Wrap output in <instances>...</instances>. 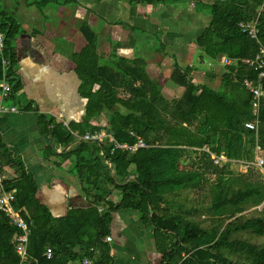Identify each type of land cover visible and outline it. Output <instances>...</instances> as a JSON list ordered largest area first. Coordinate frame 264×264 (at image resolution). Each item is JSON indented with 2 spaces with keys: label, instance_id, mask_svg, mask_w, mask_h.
<instances>
[{
  "label": "trees",
  "instance_id": "trees-1",
  "mask_svg": "<svg viewBox=\"0 0 264 264\" xmlns=\"http://www.w3.org/2000/svg\"><path fill=\"white\" fill-rule=\"evenodd\" d=\"M77 1L34 0L33 4L41 10ZM118 1L128 5L181 4L192 5L196 11L208 9L211 21L194 41L199 56L214 62L225 58L230 64L224 66L217 90L195 82L193 67L174 64L168 80L182 92L169 99L156 82L146 77L143 60L115 56L103 62L97 51L98 35L83 24L80 32L86 46L71 55L80 82L78 93L86 100L82 121L66 128L61 123L46 122L43 115L37 118L41 134L51 138L50 145L68 147L76 142L58 156L71 164L70 172L80 183L86 205L69 208L63 217H53L38 199L33 176L20 159L12 158L0 137V171L5 165L15 170V177L5 179L3 187L6 191L15 190L13 206L29 224L28 263L74 264L95 258L97 264H114L106 241L112 215L119 210H132L145 227L152 228L159 264H264V247L232 238L239 233L264 236V216L243 217L244 205L257 207L264 202V183L251 178L248 173L252 167L242 173L246 176L241 188L232 189L231 185L240 181L242 175L233 180L225 178L231 172V163L253 161L256 143L264 150V99L260 101L255 136L244 127L254 114L251 96L243 84L258 76L247 62L255 58L260 45L264 47V0ZM257 15V40H252L241 32L239 24L251 22ZM115 24L124 25L121 21ZM20 32V24L13 16L6 10L0 12V85L3 57L9 61L10 98L20 87L14 75V41ZM137 82L140 85H135ZM103 116L105 126L100 124ZM98 132L116 143L129 145L136 142L129 134L133 132L146 148L131 152L115 149L107 138L101 143L79 140V136ZM45 152L54 155L51 146L45 147ZM186 153L195 159L189 168L183 161L181 166ZM211 155L223 157L225 162L214 164ZM212 175V199L206 211L211 220L203 226L195 220L198 208H187L182 198L185 190L202 189L205 178ZM130 176L133 178L124 181ZM103 182L119 193L118 204L90 195ZM17 232L0 213V264L19 263L11 243ZM47 248L52 251L50 259L44 255Z\"/></svg>",
  "mask_w": 264,
  "mask_h": 264
},
{
  "label": "crops",
  "instance_id": "crops-1",
  "mask_svg": "<svg viewBox=\"0 0 264 264\" xmlns=\"http://www.w3.org/2000/svg\"><path fill=\"white\" fill-rule=\"evenodd\" d=\"M33 2L17 0L18 9L14 13V2L0 0V12L6 10L21 29L14 41V75L20 87L13 98H0V137L12 158L20 159L26 171L33 176L40 202L53 217L59 218L69 208L84 207L87 203L78 179L70 172L71 164L69 161L62 162L58 156L73 148L76 142L68 147L50 145L51 138L41 134L37 117L43 115L46 122L51 120L66 128L70 123L82 121L86 100L78 93L80 82L71 55L86 46L80 32L83 24L98 35L97 51L103 62L115 56L130 61L143 60L146 77L160 86L166 98L175 91L168 80L174 64L181 68L193 67L194 81L201 84L202 77L215 78L218 75L214 67L219 61L200 58V51L194 43L211 21L208 9L196 12L181 4L128 5L118 0H78L77 3L39 10ZM117 21L124 25L115 24ZM100 22H104L100 28L102 33L106 32L104 41L102 33L99 36L96 30ZM137 31L151 34L150 41ZM157 35L160 36L159 42L155 39ZM191 55H194L193 61L189 60ZM223 59L221 62L224 64ZM135 85H140V82ZM11 107L18 110L11 111ZM91 124L95 125V122L91 121ZM100 124L105 126L104 116ZM47 146L53 148L54 155L44 153ZM190 156L189 153L184 154L181 166L182 161L187 168L193 164L194 155ZM220 162H225V158L221 157ZM240 169L241 173L247 172L242 165ZM2 173L5 179L15 177V170L9 165L3 167ZM211 177L214 178V175ZM129 178L133 176L124 181ZM198 190H185L183 202L196 198L192 192ZM90 195L114 204H118L120 199L119 193L105 182L93 188ZM114 227L121 230V236L126 237L129 248H133L126 258L123 243L121 246H110L114 264H159L160 256L154 249L152 228L145 227L137 213L119 210L112 215L108 235L110 243L113 242L111 231Z\"/></svg>",
  "mask_w": 264,
  "mask_h": 264
},
{
  "label": "built area",
  "instance_id": "built-area-1",
  "mask_svg": "<svg viewBox=\"0 0 264 264\" xmlns=\"http://www.w3.org/2000/svg\"><path fill=\"white\" fill-rule=\"evenodd\" d=\"M260 10V9H259ZM259 14V13H258ZM258 24V15L251 22L240 23L239 27L243 34H246L250 39L257 40V29ZM3 35L0 34V52L2 53L3 49ZM224 64H230V61L227 59H223ZM249 67L255 69L258 72V76L256 80H244L243 84L249 95L251 96V106L254 114V118L251 121H246L244 123V127L246 130L254 132L255 136L258 131V112L260 109V101L264 99V47L259 46L258 54L254 59H251L247 62ZM2 65V82L0 85V98L1 100L8 99L10 97V93L12 90V85L10 84L9 77V61L2 57L1 59ZM11 111H17L18 108L11 107ZM130 135L136 138V142L132 145L129 144H119L113 141V139L103 132H98L94 134H85L82 137H79L81 141H96L97 143H101L105 138H107L110 142H113L115 149H122L128 151H135L139 148H146L145 142L140 138L134 135L133 132H129ZM77 136L76 133H74ZM206 150V149H205ZM207 151V150H206ZM255 153V157L251 162H239L245 168L257 167L264 168V150L256 143L253 149ZM214 164H218L221 161V157H216L211 155ZM4 176L0 171V213H2L9 223L18 230V232L12 237L11 243L13 245L14 251L16 255L19 257L18 264H29V258L27 254V245H28V235H29V224L23 218L21 211L14 208L13 203L15 200L14 194L15 190L6 191L3 187L4 184ZM106 241L110 242L111 238L109 236L106 237ZM47 259L52 257L51 249L47 248L44 253ZM78 264H97L96 259H88L84 258Z\"/></svg>",
  "mask_w": 264,
  "mask_h": 264
},
{
  "label": "rangeland",
  "instance_id": "rangeland-1",
  "mask_svg": "<svg viewBox=\"0 0 264 264\" xmlns=\"http://www.w3.org/2000/svg\"><path fill=\"white\" fill-rule=\"evenodd\" d=\"M11 1L14 2L12 9H13V11L15 13L17 11V9H18V3H17V0H11ZM29 2H30V0H29ZM189 8L193 9V6L189 5ZM99 25L100 26H98L96 28V30H97V32H99V36H100V34L102 33L100 28H101L102 25H104V22L103 23L100 22ZM128 26H131V25H128ZM137 32L143 34L144 38H146V40L150 41L149 38L151 37V34H149L147 31H137ZM105 33L106 32L103 31V33H102V41H104ZM159 37H160L159 35L155 36V39L158 42H159V40H158ZM147 43L151 44V42H147ZM189 60L193 61L194 60V55H191L189 57ZM221 63H222L221 60L219 61V63H215L216 66L214 67V69L217 71L216 73L218 75H216L215 78L202 77L200 79L201 84H205V85H207V86H209V87H211V88H213L215 90L220 88L221 75H222L223 70H224L223 69L224 68V64L223 63L221 64ZM219 71H222V72L219 73ZM169 85L173 89L175 88L172 83H169ZM181 92H182V90H177L176 89L174 91V94L169 93L167 95V98L171 99L172 97H177V96H179L181 94ZM254 157H255V154H254ZM231 164H233V165H231L232 166L231 169L229 168V170L231 172H230L229 175L226 174L225 178L233 180V178L235 176L242 175V178H241L240 181H236V182H234V184L231 185L232 189H236L238 187L241 188V187L244 186V177L246 175L241 173V169H240V165L241 164H239V163H231ZM182 166H183V164H182ZM248 174L252 176L251 178H254L257 181L264 183V168L252 167V170L249 171ZM213 179H214L213 177L207 176L205 178L204 185L202 186L203 189L198 190V192L197 191L192 192L193 196H195L196 198H192V200H189V201L185 202V206L186 207L187 206H196L198 208V212L195 215V220L199 224H201L203 226H208L209 223H210V220H211L210 218H207V215L209 213L207 214L206 211H207V207L210 205V202H211V199H212V192H213V185H214ZM184 192H186V191H184ZM186 195H187V193H186ZM263 208H264V202L260 206H257V207L252 206L251 203H249V204L247 203L246 205H244L243 217L244 218H248V217H255V216H264V212L261 211V209H263ZM211 225H212V222H211ZM220 225H221V223H220ZM222 225H223V223H222ZM124 234L125 235H130L129 233H124ZM111 235L113 237V242L112 243L109 242V245L111 247H114V246H121V244L123 243L122 247H124L125 251L127 252L126 253V255H127L126 258L129 257V254L133 251V248H129L128 241H127L126 237L121 236V235H123V234H121V230H117V228L114 227L113 231H111ZM233 235L234 236L232 238L245 240V241H247L249 243H252L254 245L264 247V236H255V235L245 234V233H239L237 235L236 234H233Z\"/></svg>",
  "mask_w": 264,
  "mask_h": 264
}]
</instances>
